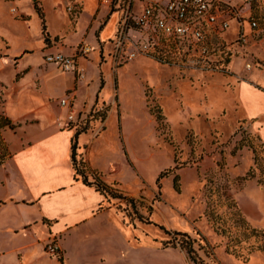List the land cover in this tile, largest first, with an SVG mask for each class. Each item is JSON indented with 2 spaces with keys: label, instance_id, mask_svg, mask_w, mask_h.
Instances as JSON below:
<instances>
[{
  "label": "rangeland",
  "instance_id": "374dc122",
  "mask_svg": "<svg viewBox=\"0 0 264 264\" xmlns=\"http://www.w3.org/2000/svg\"><path fill=\"white\" fill-rule=\"evenodd\" d=\"M225 1L239 8L243 25L238 34V23L231 20L218 60L209 65L170 44L156 54L115 59L113 46L98 40L94 29L109 9L101 0H86L84 10L73 7L75 0H0V166L11 154L13 138L23 137L28 125H58L65 113L62 99L86 97L89 111L85 107L73 125L89 130V138L99 135L92 153L104 168L114 164V173L104 175L114 179L109 183L114 192L125 196L106 193L105 206L133 241L181 250L191 264L184 240L192 242L203 264H264V144L238 89L257 75L264 86V2L252 5L259 22L252 29L251 4ZM117 17L108 22L107 36L114 35ZM85 46L93 50L77 97L78 80L66 85L72 75L44 55L56 50L81 55ZM102 125L106 130L99 134ZM80 165L89 181L99 177ZM6 193L0 185V197ZM10 217L21 218L10 209L1 217L0 264H24V252L15 248L25 240L11 238ZM123 248L125 264H182L149 247L125 243ZM42 253L53 258L47 245ZM51 260L37 264H54Z\"/></svg>",
  "mask_w": 264,
  "mask_h": 264
},
{
  "label": "crops",
  "instance_id": "0c3cea01",
  "mask_svg": "<svg viewBox=\"0 0 264 264\" xmlns=\"http://www.w3.org/2000/svg\"><path fill=\"white\" fill-rule=\"evenodd\" d=\"M75 1L73 7L86 9V0ZM107 5L109 9L94 29L98 40L102 42L106 40L111 44L117 32L120 12L115 6ZM115 15L118 17L114 35L107 36L104 30ZM75 51L65 53L64 50H56L55 52L74 55L77 54ZM87 56L80 55L78 58L79 65L84 70ZM48 63L54 64L62 71L58 64ZM65 73L66 76L72 75L71 79L65 81L66 85L78 80L76 91L78 97L81 78L79 79L73 72ZM260 78L257 75L254 81H242L238 89L241 102L248 116L255 122L264 144V86L259 83ZM84 83L85 87L89 88V78ZM103 86L101 83L98 93ZM24 93L25 91L21 89L22 100ZM66 98L69 102L61 106L65 113L60 118L59 124L56 125L52 121L45 123L37 121L28 125V131L23 133V137L13 138L10 145L11 154L6 163L0 166V185L8 190L4 197H0V220L6 209L17 211L21 216L16 219L10 217V224L6 229L11 238L25 240L23 245L15 248L16 251L24 252V264H37L39 260L49 259H52L54 264H125L126 253L124 248L121 249L125 243L135 249L149 247L154 252L173 255L182 264H191L181 250L158 248L151 244L133 241L129 230L117 217L115 211L105 206L106 196L94 185L86 183L82 176L77 175L72 147L78 129L70 124L68 116L73 110L75 118L79 120L85 107L89 111V102L86 97L81 101H77L75 96ZM102 130H106L105 126L99 130V134ZM98 137L99 135H95L89 138V130L81 131L77 137V156L84 159L88 169L91 167L97 170L104 181L115 182L114 179L104 175V172L114 173V164L110 166L108 162L104 168L94 156L95 153H92V146ZM53 240L61 247L60 255L57 257L52 255L53 258L45 259L42 248ZM16 255L19 262L18 253Z\"/></svg>",
  "mask_w": 264,
  "mask_h": 264
},
{
  "label": "built area",
  "instance_id": "2783aa9c",
  "mask_svg": "<svg viewBox=\"0 0 264 264\" xmlns=\"http://www.w3.org/2000/svg\"><path fill=\"white\" fill-rule=\"evenodd\" d=\"M101 1L115 6L120 12L117 32L111 40L115 59L123 57L132 60L141 54H156L162 46L170 44L185 54L195 55L199 62L212 65L222 51L220 47L226 41L223 34L230 27L231 20L237 21L238 34L243 25L239 8L225 0ZM255 1L247 0L251 4L247 22L252 29L259 26L258 20L251 14ZM69 9L73 10L72 7ZM143 35L146 37L143 38ZM90 51L92 47H83L81 56L88 55ZM79 56L78 53L51 52L45 55V59L58 64L63 72H73L84 78ZM247 67L251 68L252 63H248ZM68 102L67 98L62 99L63 106ZM68 120L70 124L78 121L72 111ZM47 252L53 256L60 255L59 243L55 240L48 243Z\"/></svg>",
  "mask_w": 264,
  "mask_h": 264
},
{
  "label": "trees",
  "instance_id": "16d2710c",
  "mask_svg": "<svg viewBox=\"0 0 264 264\" xmlns=\"http://www.w3.org/2000/svg\"><path fill=\"white\" fill-rule=\"evenodd\" d=\"M37 11L39 13V15L41 16V18L43 19V21H45L44 19V13L39 9L37 8ZM45 23V22H44ZM105 114H103L104 116ZM81 132V130H78L77 132V135L76 137L74 138L73 140V161H74V165H75V169H76V173L77 175H80L83 177L84 181L90 185H94L98 190H100L105 196H107L106 193H113L114 196H119V197H125L123 196L121 193L119 192H114V188L109 184L107 183L106 181L103 180V178L99 175V177H95V181L94 182H91L89 181V174L84 170L83 167H80L82 164L85 168H87V165L84 161V159L81 157L79 158L77 155V137H78V134ZM88 169V168H87ZM166 175V172H162L161 173V178L164 177ZM101 177V178H100ZM177 182V176L175 178V185L177 186L176 184ZM148 222H151V220H148ZM162 228H165L164 226H161ZM168 233L170 232V230H166ZM253 231H256L255 229H253ZM176 235H185L187 236V233H182V232H174ZM183 246L187 248V251H188V254L190 256V258L195 262V264H203V262H201L200 260H198V257L197 255L195 254V250H194V247H193V244L191 241L189 240H184L183 241Z\"/></svg>",
  "mask_w": 264,
  "mask_h": 264
}]
</instances>
